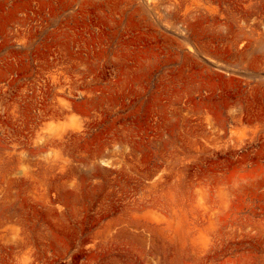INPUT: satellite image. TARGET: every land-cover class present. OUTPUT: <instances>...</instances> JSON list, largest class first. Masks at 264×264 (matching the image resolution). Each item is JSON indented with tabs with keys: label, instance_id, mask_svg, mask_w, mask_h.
<instances>
[{
	"label": "rangeland",
	"instance_id": "374dc122",
	"mask_svg": "<svg viewBox=\"0 0 264 264\" xmlns=\"http://www.w3.org/2000/svg\"><path fill=\"white\" fill-rule=\"evenodd\" d=\"M0 264H264V0H0Z\"/></svg>",
	"mask_w": 264,
	"mask_h": 264
}]
</instances>
